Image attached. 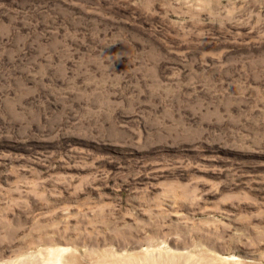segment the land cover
Segmentation results:
<instances>
[{
  "label": "rangeland",
  "instance_id": "374dc122",
  "mask_svg": "<svg viewBox=\"0 0 264 264\" xmlns=\"http://www.w3.org/2000/svg\"><path fill=\"white\" fill-rule=\"evenodd\" d=\"M62 247L264 264V0H0V264Z\"/></svg>",
  "mask_w": 264,
  "mask_h": 264
},
{
  "label": "bare ground",
  "instance_id": "6f19581e",
  "mask_svg": "<svg viewBox=\"0 0 264 264\" xmlns=\"http://www.w3.org/2000/svg\"><path fill=\"white\" fill-rule=\"evenodd\" d=\"M113 256H118V255L114 254ZM52 258L53 259H51V261H48L49 264H84L78 259V257L72 256L70 250L65 247L59 248L56 251L52 252ZM222 264H244V263L241 262V259L238 260L236 258H223Z\"/></svg>",
  "mask_w": 264,
  "mask_h": 264
},
{
  "label": "clouds",
  "instance_id": "9594fccd",
  "mask_svg": "<svg viewBox=\"0 0 264 264\" xmlns=\"http://www.w3.org/2000/svg\"><path fill=\"white\" fill-rule=\"evenodd\" d=\"M110 46V45H109Z\"/></svg>",
  "mask_w": 264,
  "mask_h": 264
}]
</instances>
